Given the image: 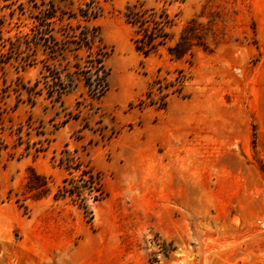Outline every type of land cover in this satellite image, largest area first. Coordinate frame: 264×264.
<instances>
[{
  "label": "rangeland",
  "instance_id": "rangeland-1",
  "mask_svg": "<svg viewBox=\"0 0 264 264\" xmlns=\"http://www.w3.org/2000/svg\"><path fill=\"white\" fill-rule=\"evenodd\" d=\"M131 1L0 0V264H264V0L175 2L167 6L172 40L147 57L123 18ZM87 4L106 48L103 96L89 105L79 83L61 104L43 95L30 105L16 90L40 79L46 51L23 71L19 52L4 56L2 41L26 32L39 12L66 18ZM181 36L193 45L191 66L166 52ZM178 70L182 95L154 88L150 104L149 83L158 76L163 87ZM242 81L251 118L263 125L250 127L249 181L238 189L229 179L228 190H217L197 175L200 108L221 110L218 95L229 100ZM65 165L100 174L106 197L88 201L90 223L68 200H53ZM29 168L45 178L46 195L26 188Z\"/></svg>",
  "mask_w": 264,
  "mask_h": 264
},
{
  "label": "trees",
  "instance_id": "trees-1",
  "mask_svg": "<svg viewBox=\"0 0 264 264\" xmlns=\"http://www.w3.org/2000/svg\"><path fill=\"white\" fill-rule=\"evenodd\" d=\"M154 1L162 4L159 11L154 8H140L145 0H134L127 2L123 12L124 21L133 32L134 48L145 57L157 53L160 47H166L167 43L172 40V34L166 29L172 27L174 21L168 16L167 6L175 2L184 3V0ZM98 16L96 12H91L88 4L85 9H80L66 18L58 17L55 12L48 10L46 13L39 12L30 18V26L26 32L16 34L13 39L2 41V48L6 49L4 56L14 51L19 52L23 71L35 66L40 49L46 51L47 57L39 73L40 79H36L29 86H20L16 90L27 95L30 105H33L32 99L35 96L43 95L48 101L61 104L62 96L76 90L79 83L83 84L90 95L89 105L93 101L100 100L106 90L104 85L106 73L103 62L107 55L104 52L106 48L100 38L99 28L91 24ZM63 21L67 22L62 24ZM71 21H75L76 25H71ZM80 21L85 24L81 25ZM56 25L60 27L56 28ZM2 29L3 22H0L1 32ZM192 46L186 42L184 36H181L174 47L166 48V52L171 61H183L191 66L192 60L188 58H192ZM81 52H85L86 55L81 57ZM69 57H72V63L68 62ZM63 62L68 64L66 72H62L64 71ZM0 64L4 62L0 61ZM158 71L160 72V69ZM183 73V70H178L179 76L171 82L166 81L163 87L160 86L158 76L149 83L145 95L150 104L153 103L151 94L154 88L160 93L165 89V93H162V97L165 98L174 94L182 95L186 81ZM80 103V101L76 102L77 108ZM4 149L5 146L0 139V152ZM64 169L67 175L53 194V200H68L71 205L83 212L85 218L89 217L86 222L90 223L92 211L88 201L96 203L106 197L102 191L100 174L91 167L80 170V168L65 165ZM76 172L78 175L75 174ZM26 188L30 191L40 190L42 195L48 192L45 178L31 168L28 169ZM85 193L86 196H84Z\"/></svg>",
  "mask_w": 264,
  "mask_h": 264
},
{
  "label": "crops",
  "instance_id": "crops-1",
  "mask_svg": "<svg viewBox=\"0 0 264 264\" xmlns=\"http://www.w3.org/2000/svg\"><path fill=\"white\" fill-rule=\"evenodd\" d=\"M229 100L220 101L221 110L213 105L200 108L199 134L195 133V162L200 184L217 185V190H228L232 180L238 189L249 181V165L244 154L248 152L250 127L263 125L251 118V98L248 82H241L235 92H228ZM212 100V99H211ZM264 158V149L261 150ZM231 179L230 181H228Z\"/></svg>",
  "mask_w": 264,
  "mask_h": 264
}]
</instances>
